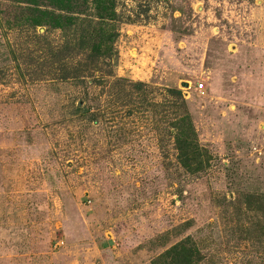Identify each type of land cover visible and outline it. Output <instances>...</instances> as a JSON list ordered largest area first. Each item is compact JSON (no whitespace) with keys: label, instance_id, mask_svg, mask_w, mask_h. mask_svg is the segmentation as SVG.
Returning a JSON list of instances; mask_svg holds the SVG:
<instances>
[{"label":"rangeland","instance_id":"rangeland-1","mask_svg":"<svg viewBox=\"0 0 264 264\" xmlns=\"http://www.w3.org/2000/svg\"><path fill=\"white\" fill-rule=\"evenodd\" d=\"M117 2L115 76L145 82L158 103L182 89L213 168L178 164L171 108H139L128 85L99 99L97 85L59 81L60 30H21L0 0V264H152L188 235L208 264H264L262 245L222 221L225 197L264 193V0ZM78 101L106 115L82 118Z\"/></svg>","mask_w":264,"mask_h":264},{"label":"trees","instance_id":"trees-1","mask_svg":"<svg viewBox=\"0 0 264 264\" xmlns=\"http://www.w3.org/2000/svg\"><path fill=\"white\" fill-rule=\"evenodd\" d=\"M12 2L16 9L20 10V14L15 15L14 25L21 27V30L39 27L60 30L61 44L55 49L49 45L52 62L57 65L59 81H72L76 86L97 85L100 87L99 99L100 94L109 85L113 88L128 85L134 92L143 94L142 101H139V106L142 107L139 108L143 110H148L151 106L171 108L176 117L171 122L168 135L176 150L178 164L192 176L213 168L214 156L199 141L182 89L168 88V94L173 100L158 103L148 100L145 82L115 76L114 70L119 62L116 43L120 37L121 23L117 0H12ZM1 8L2 6L0 14L4 9ZM38 37H41L40 40L45 44H49L46 42V34ZM128 92L129 95H133L132 91ZM130 98L133 99L131 96ZM115 103L111 100L112 107L108 111L113 115L116 112L113 107ZM74 113L97 122L101 115H106V110L100 105L93 107L82 105L78 101L74 106ZM222 203L225 234L239 241L248 240L254 246L262 245L264 250V193L241 192L235 199L225 197ZM250 211L254 215L252 223L249 221ZM244 215L247 219H243ZM189 225L190 222L182 225V230ZM157 241L158 237L153 243L156 244ZM199 244L188 235L158 253L152 264H208L207 255L203 251L205 247L202 244L200 247Z\"/></svg>","mask_w":264,"mask_h":264},{"label":"built area","instance_id":"built-area-1","mask_svg":"<svg viewBox=\"0 0 264 264\" xmlns=\"http://www.w3.org/2000/svg\"><path fill=\"white\" fill-rule=\"evenodd\" d=\"M199 88L202 89V88H203V84H200V85H199Z\"/></svg>","mask_w":264,"mask_h":264},{"label":"water","instance_id":"water-1","mask_svg":"<svg viewBox=\"0 0 264 264\" xmlns=\"http://www.w3.org/2000/svg\"><path fill=\"white\" fill-rule=\"evenodd\" d=\"M184 86H188V83H183Z\"/></svg>","mask_w":264,"mask_h":264}]
</instances>
